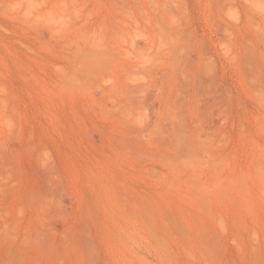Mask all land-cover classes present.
Instances as JSON below:
<instances>
[{
  "label": "rangeland",
  "instance_id": "1",
  "mask_svg": "<svg viewBox=\"0 0 264 264\" xmlns=\"http://www.w3.org/2000/svg\"><path fill=\"white\" fill-rule=\"evenodd\" d=\"M0 264H264V0H0Z\"/></svg>",
  "mask_w": 264,
  "mask_h": 264
}]
</instances>
